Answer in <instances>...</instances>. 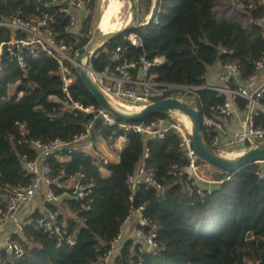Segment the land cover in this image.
<instances>
[{"label": "trees", "instance_id": "16d2710c", "mask_svg": "<svg viewBox=\"0 0 264 264\" xmlns=\"http://www.w3.org/2000/svg\"><path fill=\"white\" fill-rule=\"evenodd\" d=\"M95 0L89 5L92 13ZM41 3L32 0H0V22L20 15L28 18L42 11ZM54 15L55 35L67 43L74 42L68 15L50 9ZM264 10L256 14L263 13ZM90 16V15H89ZM158 16L157 23L153 17ZM91 17L82 27L84 35L76 50L85 46L93 33ZM135 33L141 46H134L128 36ZM23 37L0 25V44ZM122 45L134 60L146 55L151 61L164 56L166 61L152 67L158 82L202 87L181 96H188L204 113L211 105L221 103L226 94L206 88V73L221 60L237 62L242 67V80L255 72V62L264 57L261 29L250 23L246 13L238 11L232 0H156L151 20L120 35L102 47L92 59L96 71L113 64V51ZM226 50L227 52H223ZM0 210L4 209L9 190L31 181L23 157H35L34 141L47 143L56 138L72 140L83 133L92 115L79 109H68L66 94L57 62L46 54L27 55L26 70L8 52L5 45L0 61ZM75 83L71 98L84 106L100 107L79 77L75 65L69 64ZM230 87L236 86L232 81ZM176 90L166 88L153 101L175 96ZM51 96H54L51 98ZM182 99V98H181ZM241 110L247 101L233 97ZM264 106V92L259 99ZM164 115H150L146 120ZM255 125L264 127V114L254 117ZM113 147L123 133L99 120L93 129ZM205 139L212 145V134L202 128ZM126 143L118 161L109 162L94 154L74 153L64 160L50 158L53 177L60 180L83 173L94 182L91 195L84 200L66 199L61 203L59 218L64 222V239L71 235L75 243L50 235L35 223L27 225L23 236L13 240L23 246L20 257L0 252V264H92L102 259L118 236L121 226L133 208L144 207V216L158 223L155 252L144 250L141 242L129 238L122 247L121 264H264V176L260 163L248 165L232 175L212 169L216 183L205 196L190 194L186 178L173 175V167L186 166L179 148L178 136L171 132L164 139H146L135 133L126 134ZM214 147V146H213ZM249 147V142H247ZM217 149L216 147H214ZM146 153L148 154L145 157ZM145 160L148 169H155L162 189L142 186L133 195L127 177ZM212 167V168H211ZM108 173L104 174L101 169ZM57 189V192H61ZM82 204L90 208L82 207ZM50 210L57 207L48 204ZM68 211V215L65 214ZM30 216H44L35 211ZM148 229H145L147 232Z\"/></svg>", "mask_w": 264, "mask_h": 264}, {"label": "built area", "instance_id": "2783aa9c", "mask_svg": "<svg viewBox=\"0 0 264 264\" xmlns=\"http://www.w3.org/2000/svg\"><path fill=\"white\" fill-rule=\"evenodd\" d=\"M29 1V0H28ZM42 5V11L37 15L24 18L20 15H14L9 19L0 22L1 26L8 27L14 32H21L23 37L13 38L7 43L0 44L1 52L6 45L8 52L17 61L18 66L23 71L26 70V56L46 54L53 58L59 68V74L62 82V90L66 94L65 104L68 109H79L92 115V119L86 125L83 133L76 135L72 140L56 138L47 143L34 141L32 148L35 152L33 159L24 156V167L31 181L25 185H17L9 190L6 206L0 210V230L9 229L10 236L4 247L8 255L20 257L24 253L23 246L13 240V235L23 236L27 225L35 223L38 228L43 229L50 235L59 237L60 241L65 240L67 244L73 245L74 238L67 235L64 239L65 231H62L65 224L59 218L61 203L66 199H75L78 201L86 200L91 195L94 182L89 180L83 173H79L70 180H60L65 176V171H60V176L53 177L52 166L49 163L50 158L67 159L72 154L78 152L84 155L92 154L97 147L98 138L94 136L93 129L96 121H101L105 126H113L120 130L123 135L119 138H126V134L135 133L146 139H164L167 134L174 132L178 136L179 148L182 157L186 161V166L173 167V175H183L186 178V189L190 194L196 193L200 197L205 196V191H211V185L216 181L207 179L204 176L205 165L203 159L194 147L191 137V122L182 114L164 115L143 119L137 122H123L117 120L101 107L84 106L75 102L71 98V87L76 81L69 64H73L76 46L80 42V34L72 33L73 43H67L59 40L54 30V15L50 9H56L58 13L68 15L71 28L77 23L76 17L72 13L73 9L83 10L85 15L89 12L91 0H32ZM232 5L240 12L249 16L250 23L261 29V36L264 39V0H232ZM152 18V17H151ZM151 20V19H150ZM149 20V21H150ZM158 16L153 17V22L157 23ZM147 21V22H149ZM128 40L134 46H141L142 42L135 33L128 36ZM223 52H227L223 50ZM113 64L105 67L101 71L92 68V78L98 84L102 92L117 104H128L127 106L136 110L146 107L153 102V97L161 94L166 88L176 90V97L181 99V93L190 92L202 87L184 85V84H166L156 81L155 75L151 72L152 67L162 64L166 61L164 56L148 59L142 55L138 60L131 59L120 44L116 45L113 51ZM218 65L227 70V74L222 76L224 86H206V88L219 91L226 94L225 99L215 105H211L207 112L201 111L202 127L208 129L212 134V146L223 153L228 151L234 154H240L245 151L249 136L256 140H264V127L255 125L254 117L259 113L264 114V106L260 104L259 99L264 92L263 81L257 85L258 77L264 73V57L255 62V72L248 79V86L245 87L238 81L241 79L242 67L237 62L223 63L217 61ZM1 70V66H0ZM234 82L236 86L230 87L228 83ZM241 97L247 101L244 110L233 101V97ZM54 96H51L53 98ZM183 100V99H181ZM124 104V105H126ZM245 113L242 127L236 131L228 129V123L237 111ZM233 150V151H231ZM148 154L146 153L145 157ZM263 169L260 172L264 176V161L259 162ZM257 164V163H256ZM70 182L71 184H68ZM208 183V187L204 186ZM127 184L131 191L130 201L133 202L134 193L142 186L155 187L162 189V185L157 179L156 170L148 169L145 160L140 163L134 173L127 177ZM61 189V192H57ZM41 197L46 204H52L57 207L55 210H49L47 214L37 219L30 215L25 217L30 207ZM82 207L88 209L89 205L82 204ZM135 223L131 236L127 237L125 229ZM158 223L150 222L144 216V207L133 208L121 226L120 233L111 242L107 254L100 260L92 264H121L122 247L125 241L133 238L142 243L147 252H155L159 248L157 242ZM145 229H148L147 232Z\"/></svg>", "mask_w": 264, "mask_h": 264}, {"label": "water", "instance_id": "95a60500", "mask_svg": "<svg viewBox=\"0 0 264 264\" xmlns=\"http://www.w3.org/2000/svg\"><path fill=\"white\" fill-rule=\"evenodd\" d=\"M129 3L127 15L120 26L105 34L96 29L89 42L76 50L73 60L80 79L92 93L100 107L123 122H137L150 115H185L191 122V137L200 157L210 166L234 175L242 168L264 161V140L258 141L249 136V147L240 154L231 156L215 149L202 133L201 110L190 100H181L170 96L153 101L138 110H128L109 99L92 78V59L96 53L112 39L130 32L142 23L138 0H124Z\"/></svg>", "mask_w": 264, "mask_h": 264}, {"label": "rangeland", "instance_id": "374dc122", "mask_svg": "<svg viewBox=\"0 0 264 264\" xmlns=\"http://www.w3.org/2000/svg\"><path fill=\"white\" fill-rule=\"evenodd\" d=\"M114 1L115 0H95L94 6L92 8V13L89 14V12H88L85 16H83V18L80 21L78 19L77 23L71 28V33L80 34V36L84 35L83 32H82V27H83L84 21L88 17H91L90 29H91L92 33H94V31L97 29L98 25L101 22L103 23L105 21L106 16H107L109 10L112 8ZM128 7H129V3L126 1L119 8V10H118V20H119L120 23L125 19L126 15H127ZM90 8L91 7H89V11H90ZM226 74H227V70L225 68L221 67L220 65H218V63L216 62L215 64L210 66L208 68V70H207V73H206V76H205L206 84H208V85H217V86H221L222 85L223 86L225 84L224 81H221L219 79L222 76H225ZM263 78H264V73H261L259 75V77H258L257 85H259L263 81ZM239 83H241L245 87L248 86V80L240 79L238 81V84ZM180 97L183 100H189L188 96H180ZM124 104H126V103H123V104H120V105H124ZM127 105L128 104H126V106ZM132 110H136V109L133 108ZM240 117L242 118V120L244 119V115H240ZM235 118H237L236 115H235ZM98 141H100V140H98ZM246 148H248V147H245V149ZM231 151H233V150H231ZM115 152H116L115 145L113 147H111L105 141H100V143L97 142V147L95 148V151L92 154H94L95 156H98L99 158L105 159L107 161H112V160H114L113 156L115 155ZM225 154H228V155H231V156L237 155V154H234L233 152H230V151H228ZM212 169H210L209 167H205V170H204L205 178L214 179V173H213ZM208 185L209 184L207 182L204 184V186H207V187H208ZM213 186L214 185H211L210 187H213ZM34 206H35V208L36 207H41L42 208V207L47 206V205H46V202L44 201V198L41 197L37 202H35V204H33L30 207L28 212L25 214V217H27L28 215H30V214H32L34 212ZM48 208H49V206H48ZM65 214L68 215V212L65 211ZM0 232H2L1 236H0V252H1L4 249V247L6 245V241H7L8 237L10 236V234L5 229L0 230Z\"/></svg>", "mask_w": 264, "mask_h": 264}, {"label": "crops", "instance_id": "0c3cea01", "mask_svg": "<svg viewBox=\"0 0 264 264\" xmlns=\"http://www.w3.org/2000/svg\"><path fill=\"white\" fill-rule=\"evenodd\" d=\"M139 3H140V13H141V17H142V23H147V21H149L151 19V17L153 16L154 14V10H155V5H156V0H138ZM72 13L74 14V16L76 17V20L79 21L83 18V16H85V13L83 10H78V9H74L72 10ZM221 81L222 80V77L219 79ZM225 85V84H224ZM223 85V86H224ZM206 86H216V85H206ZM222 86V85H221ZM235 115L237 116V118H235ZM240 115H244L245 116V113L243 111H237L232 119L229 121L228 123V129L230 131H235V130H239L241 127H242V123L244 122V119L242 120V118L240 117ZM98 140L100 141H105L102 137H98ZM126 138H117L116 140V143H115V148H116V152H115V155L113 156L114 157V160L112 161H109V162H116L118 161V157H119V152L121 151V149L123 148V146L125 145L126 143ZM100 141H98L100 143ZM110 155V154H109ZM112 155V154H111ZM59 160H64V159H59ZM107 161V160H106ZM104 169V170H103ZM101 171L104 173H108V171L105 169V168H102ZM104 173V174H105ZM68 184H71L70 182H67ZM47 206H44V207H36L34 206V212L35 211H40L41 213L43 214H47L49 209L48 208V204H46ZM44 208V209H43ZM61 208V207H60ZM68 212V211H67ZM69 213V212H68ZM135 225L134 221L132 223L131 226H128L126 227L125 229V234L127 237L131 236L132 234V229H133V226ZM7 232H9V229H5ZM1 233L0 232V236H1Z\"/></svg>", "mask_w": 264, "mask_h": 264}, {"label": "bare ground", "instance_id": "6f19581e", "mask_svg": "<svg viewBox=\"0 0 264 264\" xmlns=\"http://www.w3.org/2000/svg\"><path fill=\"white\" fill-rule=\"evenodd\" d=\"M125 2L126 1H124V0H115L114 1L113 6L109 10L105 21L103 23L101 22L97 27V30L100 34H105L109 31H113L120 26L121 23L118 20V10L122 6V4ZM121 106L123 108L128 109V110H132L130 107H128L126 105H121ZM187 120H189V119H187Z\"/></svg>", "mask_w": 264, "mask_h": 264}]
</instances>
